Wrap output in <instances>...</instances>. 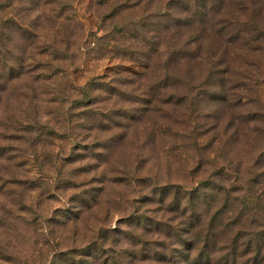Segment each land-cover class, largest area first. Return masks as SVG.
I'll use <instances>...</instances> for the list:
<instances>
[{
  "label": "rangeland",
  "instance_id": "rangeland-1",
  "mask_svg": "<svg viewBox=\"0 0 264 264\" xmlns=\"http://www.w3.org/2000/svg\"><path fill=\"white\" fill-rule=\"evenodd\" d=\"M0 6V264H264V0Z\"/></svg>",
  "mask_w": 264,
  "mask_h": 264
},
{
  "label": "trees",
  "instance_id": "trees-1",
  "mask_svg": "<svg viewBox=\"0 0 264 264\" xmlns=\"http://www.w3.org/2000/svg\"><path fill=\"white\" fill-rule=\"evenodd\" d=\"M2 8V6H0V9ZM21 68H23L24 66H23V63L21 62V64L19 65ZM88 255V253L86 254V256ZM118 255V252L117 253H115V254H113V256H111V258L113 259V264H117V262L114 260L115 259V257ZM134 257H136L135 256V254L132 256V258L133 259H131V260H134Z\"/></svg>",
  "mask_w": 264,
  "mask_h": 264
}]
</instances>
